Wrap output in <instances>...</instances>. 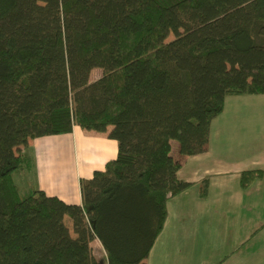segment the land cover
<instances>
[{"label":"trees","instance_id":"16d2710c","mask_svg":"<svg viewBox=\"0 0 264 264\" xmlns=\"http://www.w3.org/2000/svg\"><path fill=\"white\" fill-rule=\"evenodd\" d=\"M247 95L264 96V0H0V264H145L192 187L181 159L207 153L226 99ZM75 126L118 144L82 205L22 194L29 141Z\"/></svg>","mask_w":264,"mask_h":264},{"label":"crops","instance_id":"0c3cea01","mask_svg":"<svg viewBox=\"0 0 264 264\" xmlns=\"http://www.w3.org/2000/svg\"><path fill=\"white\" fill-rule=\"evenodd\" d=\"M219 117L211 124L208 152L181 159L178 176L192 187L168 202L164 228L145 264H264V177L240 187L243 172L264 171V136L252 153L237 157L231 151L237 143L230 145L220 134L213 140ZM28 149L35 165L32 188L75 205H82L81 182L104 171L118 154L107 133L77 126L70 135L30 140ZM204 179L209 187L201 199ZM94 242L99 241L91 243L94 257L105 260L102 245Z\"/></svg>","mask_w":264,"mask_h":264},{"label":"rangeland","instance_id":"374dc122","mask_svg":"<svg viewBox=\"0 0 264 264\" xmlns=\"http://www.w3.org/2000/svg\"><path fill=\"white\" fill-rule=\"evenodd\" d=\"M173 39L174 36L170 35L167 42ZM101 76L102 71L96 69L91 74V81L94 82ZM216 121L213 124V133L216 132L213 140L215 141L216 136L220 134L221 137L227 138L230 145L237 143L231 151L237 157H244V153L248 152L249 154L254 149V143L259 142L261 136H264V96L247 95L228 97L223 114ZM217 131L219 132L217 133ZM238 143L243 146H239ZM75 156H77L76 151ZM30 177L31 175L26 173H18L14 176V180L22 194L33 190ZM65 224L70 229L72 236L75 237L72 230V221L68 218ZM93 246L100 247V243L94 242ZM95 250L97 251V248ZM96 251L95 253H97Z\"/></svg>","mask_w":264,"mask_h":264}]
</instances>
